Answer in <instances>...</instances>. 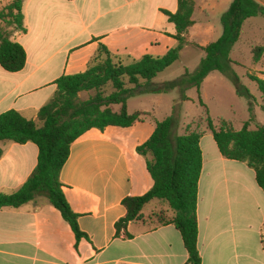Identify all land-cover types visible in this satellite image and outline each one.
<instances>
[{"label":"crops","instance_id":"obj_1","mask_svg":"<svg viewBox=\"0 0 264 264\" xmlns=\"http://www.w3.org/2000/svg\"><path fill=\"white\" fill-rule=\"evenodd\" d=\"M193 1L188 42L198 16L212 7L207 0ZM232 1H226L228 7ZM255 1L264 7V0ZM161 10L175 13L177 0H24L27 32L12 39L25 50L26 62L16 73L0 67V115L14 110L35 120L55 93V80L83 73L100 45L125 63L165 55L175 45V27ZM263 60L264 52L254 63ZM138 111L149 115L128 128L84 133L71 145L61 170L65 198L90 242L81 239L77 244L60 213L37 200L0 210V264L186 263L181 236L172 225L148 231L146 223L134 222L126 230L130 238L123 233L115 237L114 225L126 214L122 200L142 196L153 186L136 148L162 120L153 109L127 110ZM199 145L196 215L201 264H264V193L254 172L224 159L210 134L203 135ZM0 149V194L8 195L35 169L38 149L33 143L12 142L0 143Z\"/></svg>","mask_w":264,"mask_h":264},{"label":"trees","instance_id":"obj_2","mask_svg":"<svg viewBox=\"0 0 264 264\" xmlns=\"http://www.w3.org/2000/svg\"><path fill=\"white\" fill-rule=\"evenodd\" d=\"M24 0H8L0 8V67L9 73L21 71L26 62L23 47L12 39L14 34L27 32L23 14ZM195 3L193 0H177V11L161 12L175 27L172 38L176 46L161 57L144 55L128 64L100 45L89 60L83 73L61 76L55 80V93L40 108L35 120L10 110L0 115V143H33L38 149L37 165L26 182L12 194H0V210L18 209L23 205L41 200L55 208L71 228L76 243L81 239L90 242L78 226V215L68 204L60 181L71 145L91 129L104 131L107 127L128 128L145 120L149 114L127 112V99L136 94L167 93L178 89L184 97L187 89L194 88L199 106L204 108L201 118L206 130L199 131L200 124H189L183 134H178L180 114L173 108L172 115L155 123L149 139L136 148L143 157L153 186L137 197H126L121 205L126 214L115 225V237L134 222L146 223L148 231L172 225L179 232L187 253L185 264H201L197 247V194L202 169L200 139L208 133L213 137L220 155L227 160L245 164L255 174V181L264 193V126L249 129L248 123L234 130L230 123L219 120L216 124L208 115L200 90L209 73L217 71L234 85L236 94L245 97L251 111L252 95L240 83L232 69L230 53L239 41L241 29L247 19L261 16L264 7L255 0H233L221 15L222 34L205 47L188 42L187 34L193 25ZM194 46L204 57L193 72H185L179 78L155 85L153 80L179 61L185 46ZM264 46L253 49V62H258ZM261 95L264 110V81L249 75ZM90 93L86 100L79 95ZM186 99V98H185ZM120 105L119 111L112 107ZM253 119H250L251 122ZM2 150L0 149V156ZM264 248V244H263Z\"/></svg>","mask_w":264,"mask_h":264},{"label":"rangeland","instance_id":"obj_3","mask_svg":"<svg viewBox=\"0 0 264 264\" xmlns=\"http://www.w3.org/2000/svg\"><path fill=\"white\" fill-rule=\"evenodd\" d=\"M7 1L0 0V8ZM226 1H206V4L209 2L212 7L207 8L204 15L198 16V20L200 21L190 31L189 39L191 42L198 45H207L208 43L215 42L221 36L222 26L219 18L228 8ZM203 5L201 3L199 7ZM176 44L175 42L173 48ZM257 46H264V18L261 16L246 20L241 29L240 39L230 53L233 71L240 79V83L252 95L251 111L249 110V101L245 97L238 96L234 85L222 74L214 71L209 73L204 79L200 90L201 99L208 111L209 117L216 126L218 125L217 122L221 119L230 123L234 130H240L246 123H248L251 130L257 126H264V110L262 109L261 95L255 83L249 79V75H252L264 81V75L260 74L264 73V60L262 61L263 64H255L253 62L252 51ZM202 58L203 54L200 51L192 46H188L184 51H181L179 61L159 74L153 80V83L160 85L175 80L182 76L185 70L193 72ZM128 63L126 62V64ZM89 96L90 93H83L80 95V99L86 100ZM184 97L186 99L182 98L178 89L160 94H136L127 99L126 106L129 112L138 109H153L159 120L172 115L173 108H176L180 114L178 134H183L186 126L191 123V126L200 124L199 131L206 130L204 121H201V118L205 116V110L199 106L196 90L194 88L187 89L184 92ZM112 109L119 111L120 105H114ZM250 119L253 120L249 122ZM207 134H209L208 131ZM249 170L253 174V170Z\"/></svg>","mask_w":264,"mask_h":264}]
</instances>
